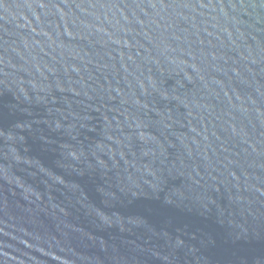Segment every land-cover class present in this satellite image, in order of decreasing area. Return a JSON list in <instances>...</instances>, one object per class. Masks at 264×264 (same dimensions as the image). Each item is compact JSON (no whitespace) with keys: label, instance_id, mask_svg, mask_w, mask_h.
Returning <instances> with one entry per match:
<instances>
[{"label":"water","instance_id":"obj_1","mask_svg":"<svg viewBox=\"0 0 264 264\" xmlns=\"http://www.w3.org/2000/svg\"><path fill=\"white\" fill-rule=\"evenodd\" d=\"M0 264H264V0H0Z\"/></svg>","mask_w":264,"mask_h":264}]
</instances>
